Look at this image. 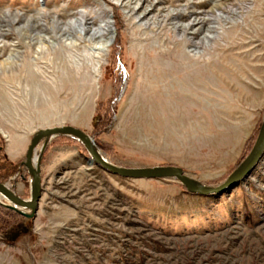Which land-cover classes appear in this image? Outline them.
Returning a JSON list of instances; mask_svg holds the SVG:
<instances>
[{
    "label": "rangeland",
    "instance_id": "rangeland-1",
    "mask_svg": "<svg viewBox=\"0 0 264 264\" xmlns=\"http://www.w3.org/2000/svg\"><path fill=\"white\" fill-rule=\"evenodd\" d=\"M118 76L109 125L93 128ZM263 110L264 0H0V175L21 198L39 129L72 125L118 165L215 183L248 153ZM40 178L33 218L0 204V264H264V153L204 196L112 174L55 136Z\"/></svg>",
    "mask_w": 264,
    "mask_h": 264
},
{
    "label": "water",
    "instance_id": "water-1",
    "mask_svg": "<svg viewBox=\"0 0 264 264\" xmlns=\"http://www.w3.org/2000/svg\"><path fill=\"white\" fill-rule=\"evenodd\" d=\"M66 136L78 141L89 156L90 162L112 174L132 179H166L181 184L189 193L196 195H215L222 193L242 181L254 169L264 153V110L258 131L251 148L239 164L222 180L208 183L187 175L176 165H151L129 167L118 165L107 159L88 133L72 125L39 129L31 136L24 161L29 175V197L18 196L6 183L0 181V204L19 213L25 218H33L41 197L40 162L51 138ZM38 147V148H37ZM2 199L5 201H2Z\"/></svg>",
    "mask_w": 264,
    "mask_h": 264
},
{
    "label": "trees",
    "instance_id": "trees-1",
    "mask_svg": "<svg viewBox=\"0 0 264 264\" xmlns=\"http://www.w3.org/2000/svg\"><path fill=\"white\" fill-rule=\"evenodd\" d=\"M115 12H116V10H115ZM115 12H114V15L116 17L115 27H116V33H117V38H118L119 35H120V33H121V30L124 27L122 25L123 24L122 20L120 19V17H118V14H116ZM112 63L115 65V70L117 72V75L118 74L121 75V73H122L121 71H122V68H123V61H122L121 56L119 55V53L118 54H116V53L114 54ZM120 78H121V76H118V77H115L113 79V81H114L113 84L114 85H113V95H112V97L109 100H107V102L105 104H102V103H98L97 104V106L95 108V111H98L100 108L101 109L103 108L102 109L103 112L100 113V115H101L100 118H99V115H98L97 118H95L93 120V124H92L93 125V128L94 127L101 128V127H104V126L109 125L108 123L110 122V119L107 118L106 115L110 114V116H111V114H113L114 111H115V109H116V106H117V104H116L117 96L119 95L120 90H121V86L119 85ZM107 119H108V121H107ZM256 134H257V129H256L255 134L253 136L255 137ZM254 137L251 140H253ZM245 149L247 151H249V149H250V145L248 144V142L245 144ZM240 161H241V159L238 160L234 164L233 168H235L239 164ZM1 176L2 175H0V181L3 182L4 181V178L6 176H4V177H1Z\"/></svg>",
    "mask_w": 264,
    "mask_h": 264
},
{
    "label": "bare ground",
    "instance_id": "bare-ground-1",
    "mask_svg": "<svg viewBox=\"0 0 264 264\" xmlns=\"http://www.w3.org/2000/svg\"><path fill=\"white\" fill-rule=\"evenodd\" d=\"M200 22H202V21H200ZM194 24H195V23H194ZM192 26H193V25H190L189 27L191 28ZM97 32H98V31H97ZM97 32H95L94 34H91V36H90L91 38H90V39H96V38L102 36L103 33H99L98 35H96ZM107 41H108V40H107ZM105 43H106V42H105ZM102 46H103V44H102L101 46L95 48V53H96V54H98V52H99L98 50H99Z\"/></svg>",
    "mask_w": 264,
    "mask_h": 264
}]
</instances>
